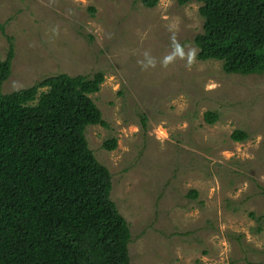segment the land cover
<instances>
[{
    "label": "rangeland",
    "instance_id": "374dc122",
    "mask_svg": "<svg viewBox=\"0 0 264 264\" xmlns=\"http://www.w3.org/2000/svg\"><path fill=\"white\" fill-rule=\"evenodd\" d=\"M200 4L0 0V60L14 47L3 93L104 74L90 97L107 126L84 134L111 174L130 264H264V74L196 57Z\"/></svg>",
    "mask_w": 264,
    "mask_h": 264
},
{
    "label": "trees",
    "instance_id": "16d2710c",
    "mask_svg": "<svg viewBox=\"0 0 264 264\" xmlns=\"http://www.w3.org/2000/svg\"><path fill=\"white\" fill-rule=\"evenodd\" d=\"M195 1L203 18L196 57L221 61L226 73L264 74V0ZM13 57L10 41L0 60V264H130V230L110 198L111 174L84 134L87 125L107 126L90 97L103 72L57 73L3 93ZM204 119L212 124L216 114ZM102 146L112 150L116 139Z\"/></svg>",
    "mask_w": 264,
    "mask_h": 264
}]
</instances>
